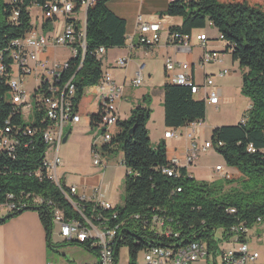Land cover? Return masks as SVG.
Wrapping results in <instances>:
<instances>
[{
	"label": "trees",
	"instance_id": "trees-1",
	"mask_svg": "<svg viewBox=\"0 0 264 264\" xmlns=\"http://www.w3.org/2000/svg\"><path fill=\"white\" fill-rule=\"evenodd\" d=\"M44 1L21 0L13 4L10 0H0V50L29 30L32 25L30 7ZM106 1L97 0L88 10L84 59L80 66V56L72 58L65 73L67 78L74 77L75 106L86 87L101 84L98 81L104 70L101 60L94 55L95 50L102 46L106 51L124 46L126 42L125 21L109 10ZM14 7L19 11L16 21L11 20ZM163 14L181 17L180 25L169 28L170 35L189 36L194 29L204 28L207 21L218 30L226 51L246 69L240 91L251 106L244 122L216 126L211 131L210 141L215 151L237 172L235 177L225 176L221 182L198 181L184 166L175 169V176L163 171L168 165L166 145L160 142L155 149L151 147L148 107L138 105L131 110L129 118L118 120V131L103 150L105 154L117 149L123 153L126 168L123 204L110 205L109 211H101L106 215L117 213L109 222L119 224L114 244L115 264L119 262L121 248H127L128 264H136L139 253L152 244L180 247L198 241L205 243L208 253L214 256L218 252V241L231 236L232 226L250 229L256 225V220H264V0H173ZM47 24L45 22L44 26ZM67 81L60 80L59 90ZM6 89V84L0 81V97ZM162 107L166 128L204 120L207 110L206 102L195 98L190 87L171 82L162 86ZM6 112V106L0 102V122ZM89 121L94 127L97 114H91ZM42 150V144L33 140L14 160L0 154V201H4L7 193H13L30 204L21 211L0 216V224L23 211H36L50 247L53 222L47 202L60 207L66 217H78V213L68 202L71 194H67V190L26 173L40 162ZM35 195L41 196L44 202L33 204ZM81 205L89 216L92 202ZM229 208H234L235 212L228 213ZM153 216L164 220V228L170 230V236L151 229ZM67 244L81 246L97 255V249L88 242L63 241L58 247Z\"/></svg>",
	"mask_w": 264,
	"mask_h": 264
},
{
	"label": "built area",
	"instance_id": "built-area-1",
	"mask_svg": "<svg viewBox=\"0 0 264 264\" xmlns=\"http://www.w3.org/2000/svg\"><path fill=\"white\" fill-rule=\"evenodd\" d=\"M15 4L21 0H10ZM97 0H45L34 4L40 10L41 24L32 22L31 27L23 36L13 39L0 50V81L6 84L7 89L0 97V102L7 108L5 117L0 122V154L14 160L20 153L27 150L30 143L36 140L43 146L40 151L41 159L34 168L26 170L29 176L38 180H49L58 189L67 190L71 194L68 201L78 213V217H66L64 211L48 201L51 206L53 227H57V234L64 241L88 242L97 249L99 264H115L114 244L116 242L119 224L110 225V220L116 218L117 213L109 215L101 211H109L110 202L100 200L98 196L92 199L85 195L77 197L76 186H66L59 175L60 157L59 148L63 143L65 131L80 121V115L73 101L75 92L74 77L65 75L70 68V60L80 56V66L86 52L85 24L87 12L95 6ZM19 11L13 8L11 20L16 21ZM80 16V18H79ZM58 17L64 22L61 32L50 34V24ZM48 22L47 26L44 23ZM138 41L143 46H150L159 40L160 26L158 22H138ZM171 42L178 47H189L185 36L173 33ZM204 51L198 65L204 68L206 65L218 60L219 53L206 49L208 37L205 33L196 36ZM219 39L222 35L219 34ZM49 46L61 47L68 50L70 57L64 60L49 59L44 56ZM102 46L98 47L94 55L102 59ZM116 65L124 68L127 65L126 58H117ZM79 66V67H80ZM165 72L171 83L190 87L195 96L202 93L206 103L218 104L220 92L213 85L211 76H206L202 84H197L191 73V64L188 62H175L167 57L164 61ZM145 62L137 66L131 80L134 86H141L144 80ZM229 73V69L219 72L220 76ZM60 80H69L70 88L66 95H59L58 83ZM98 82H106V91H97L99 102L96 114L98 121L96 127L101 128V133L93 137L91 145L92 163L105 169L108 165L105 159L103 146L110 144L120 119L118 104L123 98V86L118 84L110 70H104ZM97 82V83H98ZM29 87L30 89H27ZM96 89V84L95 87ZM18 119V120H17ZM246 120L244 114L240 122ZM204 120H197L178 128H166L164 138L183 136L188 145L183 155L172 154L167 156L168 165L163 171L168 176L176 175V168L191 166L198 160L200 150L214 148L210 140L199 145L194 141L196 131L202 127ZM221 144V142H219ZM124 164V163H123ZM30 165V163H29ZM219 173L224 171L223 166L216 165ZM225 172V171H224ZM228 174H224L223 177ZM180 191V188H177ZM29 196V195H27ZM92 202L93 208L88 216L84 213L82 203ZM33 204H41L44 199L35 195ZM30 205L13 193H7L4 201H0V211L5 214L23 210ZM2 212V213H3ZM228 213H234V208L227 209ZM2 216V215H0ZM151 229L155 232L170 236L168 228H164V220L153 216ZM264 231V220H256ZM231 236L228 239L218 241L219 244L228 245V249L221 251L222 264H254L259 254L250 249L247 241L248 229L245 226H232ZM231 249H243V257H231ZM219 251V249H218ZM144 264H192L203 256H209L205 243L194 241L185 246L170 247L152 244L142 251Z\"/></svg>",
	"mask_w": 264,
	"mask_h": 264
},
{
	"label": "crops",
	"instance_id": "crops-1",
	"mask_svg": "<svg viewBox=\"0 0 264 264\" xmlns=\"http://www.w3.org/2000/svg\"><path fill=\"white\" fill-rule=\"evenodd\" d=\"M170 1L173 0L106 1L109 10L125 21L126 42L124 46L111 48L105 51L101 59L102 65H104L102 66L103 70H110L114 80L123 86L128 75L132 80L137 66L140 62L144 61V80L151 83L155 82V75L163 68L164 79H161L160 84L164 85L170 82L164 68L165 58L170 57L175 62H188L191 64V73L197 84H202L206 76H211L213 85L210 88H217L220 92L218 104L206 103V107L215 106L216 108H224L227 104L234 105L233 111L236 121L230 125L238 123L251 106L250 100L243 96L240 91L242 75L246 69L241 68L239 63L232 59L231 53L226 51L225 42L217 38L219 33L217 29L214 28L215 34H207L206 25H211L209 21L206 22L204 28L194 29L189 36H185L189 47H178L174 45L171 42L169 28L171 26L180 25L181 17L163 14ZM58 18L50 24V34H58L61 32L64 20L62 19L60 21ZM138 22H158L160 26L158 42L150 46L141 45L138 41ZM201 33H205L208 37L206 49L214 50L219 53L218 60L206 65L204 68L198 65L204 48L196 39V36ZM60 50H64V53H61ZM44 56L49 59L64 60L70 57V54L65 48L49 46ZM117 58H126L127 65L124 68L117 66L115 63ZM223 69H229V73L225 76H220L219 72ZM103 91H106V89ZM194 97L201 99L202 93ZM98 104L97 90L92 85L86 87L77 106L80 121L67 129L69 134L67 140L64 142H67V146L63 148V158L67 164V171L64 169V174V171L60 168L61 174H64L63 177H61V181L66 186H76L77 197L85 195L87 198L92 199L98 196L100 200L110 202V205L116 206L119 202V195L115 194L113 188L114 181H110L108 175L111 173V168L124 166L122 151L117 149L112 153L105 154L108 165L105 169H102L100 166H96L91 162V164L85 162V160H87V154H89L88 147L84 153L80 152V161L72 162L74 161V150L70 142H68L72 134V128L81 125L83 117L88 118V124L90 126L89 116L96 113L99 106ZM121 107L122 100L118 104L119 115ZM120 119H122L121 115ZM207 119L208 116L206 115L202 127L206 125ZM215 125L216 124L211 125V128L213 129L219 126ZM94 127H91L89 131V143L93 136L91 131H93ZM147 129L149 130L148 123ZM113 131L117 132L118 128H113ZM164 132L162 134L163 138L160 137V139L166 145L167 156L172 154L183 155L188 141L183 136L164 138ZM95 135L96 134H94V136ZM189 167L191 166L187 167L188 173ZM234 171L236 172L235 169ZM58 238L56 243L60 244L64 241L59 235ZM61 247H63V249L60 250H64V252L73 250L82 251V258L77 260L73 259L72 261L62 258L61 260L54 261L55 258L49 254L46 233L36 211H23L0 224V264H72V262L73 264H96L98 262L97 255L81 246L67 244ZM91 255H93V257ZM53 261L56 263H53Z\"/></svg>",
	"mask_w": 264,
	"mask_h": 264
},
{
	"label": "rangeland",
	"instance_id": "rangeland-1",
	"mask_svg": "<svg viewBox=\"0 0 264 264\" xmlns=\"http://www.w3.org/2000/svg\"><path fill=\"white\" fill-rule=\"evenodd\" d=\"M30 15L31 21L35 24L42 23V17L40 14V10L37 8L36 5L30 7ZM80 18V16H79ZM62 17H59L58 20H62ZM51 29L48 30V32ZM214 27L211 25H206L207 34L213 35L215 34ZM219 38V33L217 35ZM219 40V39H218ZM61 53H64V50H60ZM104 66V65H102ZM161 79H164V70L163 68L158 71L155 75V82L145 81L141 86H134L131 82V78L128 75L126 81L123 83V99H122V107L120 115L122 119H126L130 117L131 110L138 105H144L151 110V115L148 120V134L151 142V147L155 149L158 143L162 142L160 137L163 138L162 134L165 129V125L163 122V107H162V86ZM27 89H30L27 87ZM106 89V83L96 85L97 91H103ZM143 94V95H142ZM234 105L227 104L224 108L219 107L216 108L215 106H209L206 111V115L208 116V121L206 125L200 129H198L194 135V141H196L199 145H202L205 140H211V125H230L234 121H236L234 115ZM206 117V116H205ZM239 122V121H238ZM215 125V126H216ZM91 127L88 124V118H82V124L79 126H75L72 128V134L70 135L69 141L71 147L74 150L73 160L80 161V152L84 153L86 148L88 147L87 160L85 162L92 163V157L90 155V146L92 145V140L94 134H100L101 128L94 127L92 133V138L88 140V135ZM67 132V130L65 131ZM72 136V137H71ZM67 146L66 143H62L59 148V157H60V168L64 171H67V164L63 158V148ZM87 153V152H86ZM90 163V164H91ZM88 164V163H87ZM93 164V163H92ZM216 165H221L224 168V171L219 173L215 170ZM111 173L109 176L110 181H114V192L115 194L119 195V202L118 206L123 204V179L126 173V168L124 166L115 167L110 169ZM65 174V171L63 172ZM228 174L229 177H235L237 173L231 167H228L225 164L223 157L215 151V149L209 148L206 150H200L198 160L189 167V175L195 178L198 181H206V182H221L224 180L223 175ZM64 174H61L59 169V175L63 177ZM228 186H225L227 188ZM112 188V190H113ZM114 207V205H112ZM4 210L0 211V215H5L3 212ZM3 212V213H2ZM58 235L56 234V227H53L51 233V246L49 247V254L55 258L54 261L61 260L62 258H66L69 261L73 259H80L82 258V251H69L64 252L63 247L59 246L56 241L58 240ZM247 241L249 243L250 249L252 251H256L259 254V257L256 259L254 264H264V231L260 224L255 225L254 227L248 229L247 234ZM228 245H221L219 244L218 249L219 251L214 255L203 256L199 258L197 261L193 262L192 264H222V257L221 251H225L228 249ZM93 257V255H91ZM53 263H56L54 262ZM73 264V262H72ZM118 264H128V251L126 247L120 249L119 253V262ZM136 264H144V255L143 252H140L137 258Z\"/></svg>",
	"mask_w": 264,
	"mask_h": 264
},
{
	"label": "bare ground",
	"instance_id": "bare-ground-1",
	"mask_svg": "<svg viewBox=\"0 0 264 264\" xmlns=\"http://www.w3.org/2000/svg\"><path fill=\"white\" fill-rule=\"evenodd\" d=\"M102 51H104L103 48ZM102 83H106V82H101V84ZM69 88H70V81L68 80L67 82H65L61 90H59L58 88L59 95H66V92H68ZM62 192L63 194H65L66 197H68L64 191ZM231 257H243V249H231Z\"/></svg>",
	"mask_w": 264,
	"mask_h": 264
},
{
	"label": "water",
	"instance_id": "water-1",
	"mask_svg": "<svg viewBox=\"0 0 264 264\" xmlns=\"http://www.w3.org/2000/svg\"><path fill=\"white\" fill-rule=\"evenodd\" d=\"M68 134H69V131L65 132L64 137H63V143L67 140Z\"/></svg>",
	"mask_w": 264,
	"mask_h": 264
}]
</instances>
